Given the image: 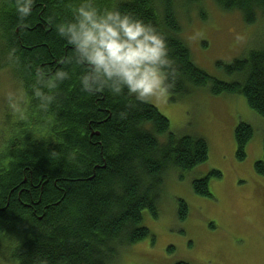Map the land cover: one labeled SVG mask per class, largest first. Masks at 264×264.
Wrapping results in <instances>:
<instances>
[{
	"label": "trees",
	"instance_id": "16d2710c",
	"mask_svg": "<svg viewBox=\"0 0 264 264\" xmlns=\"http://www.w3.org/2000/svg\"><path fill=\"white\" fill-rule=\"evenodd\" d=\"M214 1L225 12L240 14L246 25L264 18V0ZM176 2L96 0V5L140 19L164 36L175 69L167 93L170 101L205 88L213 96H242L249 109L264 118V47L231 64H217L239 80L226 83L209 76L195 66L180 38ZM78 3L35 0L23 21L14 0L0 5V59L39 113L38 120L21 131L23 142L14 136L0 149V247L16 264H113L122 250L151 236L142 226V213L158 218L168 174L188 173L208 159L203 138L174 135L155 107L136 101L126 90L120 95L107 89L81 90L78 77L83 69L61 63L73 50L56 31V24L71 19L70 8ZM60 69L68 71L70 79L59 84L54 103L41 112L32 95L37 72L48 77ZM36 125L45 134L38 133ZM252 136L250 125L236 127L238 162L245 161ZM158 137H165L166 143ZM255 171L264 176V161L255 164ZM211 178L218 180L221 174L213 171L194 180L193 192L209 197ZM177 210L179 221H185L183 201Z\"/></svg>",
	"mask_w": 264,
	"mask_h": 264
},
{
	"label": "rangeland",
	"instance_id": "374dc122",
	"mask_svg": "<svg viewBox=\"0 0 264 264\" xmlns=\"http://www.w3.org/2000/svg\"><path fill=\"white\" fill-rule=\"evenodd\" d=\"M176 3L180 38L195 66L222 82L239 80L217 64H231L252 49L264 47V18L246 25L240 14L223 11L214 0ZM18 84L0 59V149L14 136L22 141L21 131L39 118L26 96L20 112L10 108L8 96L20 90ZM148 103L168 120L174 135L203 138L208 159L188 173L168 174L158 218L153 219L148 211L142 213V226L151 236L122 250L113 264H264V176L255 171V164L264 161V118L250 110L242 96H213L205 88L174 102L166 94ZM241 123L251 126L253 136L245 161L238 162L234 132ZM33 128L45 134L41 126ZM158 140L167 141L165 137ZM213 171L221 178L209 180L210 196H197L192 182ZM179 201L188 209L185 221L178 219ZM0 264H16L4 247H0Z\"/></svg>",
	"mask_w": 264,
	"mask_h": 264
},
{
	"label": "clouds",
	"instance_id": "9594fccd",
	"mask_svg": "<svg viewBox=\"0 0 264 264\" xmlns=\"http://www.w3.org/2000/svg\"><path fill=\"white\" fill-rule=\"evenodd\" d=\"M34 3L14 0L21 21L31 15ZM70 12L71 19L56 24V31L73 50V56L61 63H74L83 69L78 77L82 91L107 89L120 95L126 90L140 103L160 99L169 92L175 69L166 40L156 28L116 9H100L96 0H79ZM68 79L70 74L63 69L48 77L37 72L32 95L41 112L49 110L56 99L55 90ZM24 100L23 89L8 96L14 112L22 110Z\"/></svg>",
	"mask_w": 264,
	"mask_h": 264
}]
</instances>
